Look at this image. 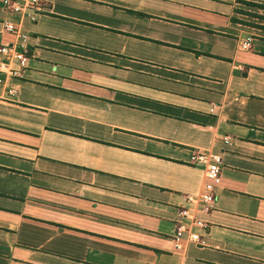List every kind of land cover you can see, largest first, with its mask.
<instances>
[{
    "label": "crops",
    "instance_id": "obj_1",
    "mask_svg": "<svg viewBox=\"0 0 264 264\" xmlns=\"http://www.w3.org/2000/svg\"><path fill=\"white\" fill-rule=\"evenodd\" d=\"M41 9L0 0V46L5 20L29 35L0 73V264H264V0ZM202 152L223 157L207 212Z\"/></svg>",
    "mask_w": 264,
    "mask_h": 264
},
{
    "label": "built area",
    "instance_id": "obj_2",
    "mask_svg": "<svg viewBox=\"0 0 264 264\" xmlns=\"http://www.w3.org/2000/svg\"><path fill=\"white\" fill-rule=\"evenodd\" d=\"M6 7L12 14L19 15L21 18L35 22L41 12V0H4ZM4 28L7 32L17 36V41L10 44L0 46V73L6 72L13 77H18L21 73V68L25 66L27 61V51L29 49L28 33L21 31L18 25L12 20L4 21ZM251 39L248 38L241 43V48L249 49ZM4 85V78L0 74V87ZM9 94H14L13 88H8ZM224 142L230 143V137L224 136ZM198 163L206 166V181L201 192V210L207 212L214 204L217 196L218 188L222 184V165L223 157L220 153L202 152L196 157ZM183 218H192L193 224L206 228L203 220L193 217V214L184 208L181 211ZM178 233H186L192 241H197L199 235L191 230V227L186 222H180L178 225ZM176 248H181L180 242L177 241Z\"/></svg>",
    "mask_w": 264,
    "mask_h": 264
}]
</instances>
